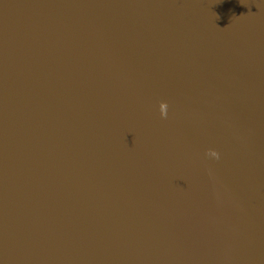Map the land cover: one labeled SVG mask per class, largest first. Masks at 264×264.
I'll list each match as a JSON object with an SVG mask.
<instances>
[{"label": "water", "instance_id": "obj_1", "mask_svg": "<svg viewBox=\"0 0 264 264\" xmlns=\"http://www.w3.org/2000/svg\"><path fill=\"white\" fill-rule=\"evenodd\" d=\"M0 264H264V0H0Z\"/></svg>", "mask_w": 264, "mask_h": 264}, {"label": "clouds", "instance_id": "obj_2", "mask_svg": "<svg viewBox=\"0 0 264 264\" xmlns=\"http://www.w3.org/2000/svg\"><path fill=\"white\" fill-rule=\"evenodd\" d=\"M159 111L162 117H166L167 116V104L164 102H161L159 105ZM208 155H210L214 159L219 158V154L215 151L210 152Z\"/></svg>", "mask_w": 264, "mask_h": 264}]
</instances>
